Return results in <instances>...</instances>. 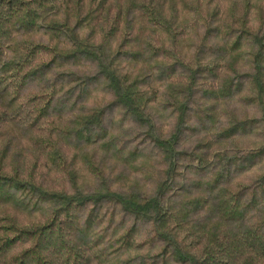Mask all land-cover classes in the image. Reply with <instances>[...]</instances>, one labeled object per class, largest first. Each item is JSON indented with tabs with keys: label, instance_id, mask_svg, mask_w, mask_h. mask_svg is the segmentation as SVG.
<instances>
[{
	"label": "trees",
	"instance_id": "1",
	"mask_svg": "<svg viewBox=\"0 0 264 264\" xmlns=\"http://www.w3.org/2000/svg\"><path fill=\"white\" fill-rule=\"evenodd\" d=\"M0 264H264V0H0Z\"/></svg>",
	"mask_w": 264,
	"mask_h": 264
},
{
	"label": "rangeland",
	"instance_id": "2",
	"mask_svg": "<svg viewBox=\"0 0 264 264\" xmlns=\"http://www.w3.org/2000/svg\"><path fill=\"white\" fill-rule=\"evenodd\" d=\"M28 159H29V160H32V157H31V156H29V158H28ZM40 161H43V162H44V161H45V158H44V157H41V158H40ZM57 179H58V177H57Z\"/></svg>",
	"mask_w": 264,
	"mask_h": 264
}]
</instances>
